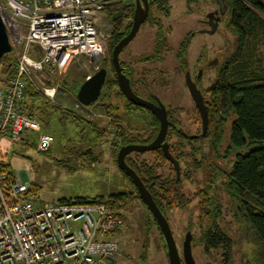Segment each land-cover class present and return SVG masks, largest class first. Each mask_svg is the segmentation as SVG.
<instances>
[{
    "label": "trees",
    "instance_id": "obj_1",
    "mask_svg": "<svg viewBox=\"0 0 264 264\" xmlns=\"http://www.w3.org/2000/svg\"><path fill=\"white\" fill-rule=\"evenodd\" d=\"M225 2L230 8V28L236 37V49L226 57L221 56L213 81L202 89L209 115L206 135L201 136L202 119L196 108L194 122L199 126V135L190 134L180 127V121L172 120L166 140L170 152L180 162V178L161 149L131 153L126 157V162L140 176L166 217L175 210L190 209L197 201V221L190 222L185 232L191 231L193 234L197 227L199 233L193 238L205 242L207 250L222 246L230 255L234 254V245H237L243 252L241 264H264V0ZM119 9L114 3L108 14L114 23V39L108 44V57L100 64L105 68L113 66L112 51L125 34L121 31L124 20L132 15V10L124 8L119 16ZM180 61L183 63L184 60ZM13 63L12 53L0 60V72L5 75L0 87L14 74ZM163 83L166 84L165 81ZM60 86L70 95L73 94L78 102L76 94L80 86H71L64 78ZM120 98L123 95L118 91L116 78L108 77L97 102L113 121L110 126L115 131L108 133L99 128L96 122L49 100L30 83L21 111L26 116L36 118L42 124L43 131L47 132V127L54 136V143L47 151L36 153L48 155L69 174L89 170L98 163L101 157L97 149L101 144L108 141L117 144L112 152L114 165L122 174L117 192L62 197L54 201L104 203L115 211L142 204L145 231L150 235V225L157 223L149 208L143 204L133 181L119 168L117 155L125 145L151 143L159 132V121L151 120L150 130L125 123V115L135 113L119 112L117 116L114 111L118 110ZM130 105L132 103L129 102ZM133 109L139 111L138 107ZM177 110L179 108H173V111ZM37 137L38 134H28L23 147L13 146L8 141L1 142L0 176L5 178L0 183L3 189L6 190L10 180L18 175L6 161L9 150L15 156L24 155L29 149L36 151ZM58 151L62 152V156H57ZM40 191V185L30 183L25 197L35 199ZM123 222L129 224L128 214L123 217ZM235 224L238 226V238L229 235ZM157 229L167 255L164 237L158 226ZM232 262L231 257L229 263Z\"/></svg>",
    "mask_w": 264,
    "mask_h": 264
},
{
    "label": "built area",
    "instance_id": "obj_2",
    "mask_svg": "<svg viewBox=\"0 0 264 264\" xmlns=\"http://www.w3.org/2000/svg\"><path fill=\"white\" fill-rule=\"evenodd\" d=\"M104 7L105 0H0L14 56V74L0 87V144L23 147L28 134H38L37 152L52 146L54 136L21 111L28 84L54 101L52 74L79 57L101 64L107 42L97 24ZM92 108L75 104L81 112ZM29 186L20 174L6 190L0 183V264H129L120 242L127 210L52 199L36 204L25 197Z\"/></svg>",
    "mask_w": 264,
    "mask_h": 264
},
{
    "label": "rangeland",
    "instance_id": "obj_3",
    "mask_svg": "<svg viewBox=\"0 0 264 264\" xmlns=\"http://www.w3.org/2000/svg\"><path fill=\"white\" fill-rule=\"evenodd\" d=\"M169 1L171 17L170 20L166 21L165 25L172 29V31L167 34L166 40L167 45L171 50H169L168 47L165 48L166 51L164 52V58L166 63L164 65L161 63L155 66L157 69L164 70L165 76L163 81H165L168 87L156 88L157 91L161 92L160 95L156 94L159 96L157 97L158 100H161L168 106L171 105L172 107L184 108V110H179L177 114L178 119H180L178 121H180L182 125L180 127L190 134L199 135V126L194 122L196 120L194 101L191 97L188 86L185 85L184 72L176 70L178 68L177 63L175 62L184 38L191 31H196L199 23L195 21L194 14L191 16L186 13L185 7L181 10V6L184 4L182 2L183 0ZM178 10H180V12ZM103 14L104 16L99 20L97 25L101 32L102 39L107 42L106 45L108 47L111 36L113 35L114 23L108 14H105L104 12ZM180 16H182V18ZM128 19L130 18L124 20L121 31H123L127 25ZM225 29L226 28L222 26L219 32L215 35L198 34L196 38H193L191 41V46L188 51L189 69L193 76L191 78L198 82V84L199 81L195 79V74H197L196 71L198 70L197 59H199V56L203 55L204 50H207L208 57L214 56L215 54H220L221 56L226 57L236 49V37L234 36V33L232 32L231 34L230 32L225 31ZM152 31L153 30H151V34L153 36L154 33H156V30L154 32ZM147 37H150V33L147 34ZM137 39H139V36ZM137 39L129 45V49L132 51V56H135L136 58L141 54H148L153 50L150 40L145 41L144 38L140 40ZM106 57H108L107 49L105 53V58ZM208 57L204 58L203 61L209 59ZM78 60H75L65 72H57L50 76V84H55L59 90V93L53 102L59 104L66 110H73L86 119L96 122L99 128L108 133L112 130L110 123L113 121H111L112 119L106 114L104 107H102L101 104L96 103L92 108V112L88 110L83 112L76 110L75 104L77 101H75L74 95H70L67 90L65 91L60 86V81L64 78L67 79L69 85L78 88L89 75L94 74L95 71L102 67L96 63H91L88 58L79 57ZM172 64H174L173 69H175V71H170ZM200 71L201 70L198 71V77L201 76L199 75ZM204 74L202 76L204 77L203 82L200 84V86L203 87L201 89H206L208 87L210 82L213 81L216 71L209 70V73L205 71ZM4 78V73L0 72V81ZM149 92H153V90L151 89ZM116 110L117 109H115L114 113L118 116ZM145 115H125L126 120H124V122L131 123L139 129L150 130L152 128L151 120L145 119ZM48 130L49 128L46 127L47 132ZM110 136L111 135H109V138ZM6 143H2V145H5ZM110 146L111 142L109 141L101 144V147L97 149V153L100 155L101 160L92 165L89 170H80L78 173L73 174L63 171L48 155L36 153L37 151L31 149L25 151L24 155L20 156L12 155L11 150H9L6 161L10 164L15 174H20L25 182L36 183L41 186V191L33 200L36 204L46 202L48 199L59 200L62 197L108 195L117 192V189L122 182V174L114 165V156L112 154L113 149L111 148L112 146ZM57 156H62V152L58 151ZM77 162L78 160L76 159L75 163ZM196 205L197 201L194 205L190 206V209L175 210L169 216L176 243L179 245L178 249H181L182 241L187 235L185 232L186 227L190 225V222L197 221L195 217L198 213ZM126 209L129 215V222L130 224H133L135 228L132 235L125 238V243L122 244L120 239L129 264H137L136 259H139V262H144V264H169L162 239L156 229H153L155 232L152 231L150 235L151 245L146 252L147 257H142L145 255L142 248L143 241L141 236L145 233L144 207L142 204H138L137 206H127ZM194 230V235H196L195 233H199L197 227H195ZM134 235L136 236V239ZM229 235L232 238L239 237L238 226L236 224L229 232ZM239 248V246L234 245V259L232 264H241V261L243 260V252L240 251ZM192 253L194 258L197 259L198 264H225L221 257V250H214L209 254H205L203 248L197 246V242H193Z\"/></svg>",
    "mask_w": 264,
    "mask_h": 264
},
{
    "label": "flooded vegetation",
    "instance_id": "obj_4",
    "mask_svg": "<svg viewBox=\"0 0 264 264\" xmlns=\"http://www.w3.org/2000/svg\"><path fill=\"white\" fill-rule=\"evenodd\" d=\"M149 2V13L148 16L146 18V20L144 21V23L141 25L138 33L136 34V36L133 38V40L131 42H134L137 37L139 36L140 40L142 38L146 40H150V42L152 43L153 46V50L150 51L148 54H141L138 57L135 58V56H132V51L129 49V45L131 44V42L121 51L119 59H120V63L121 66L123 68V73L130 79L131 82V86L133 88V90L135 91V93L137 95H139L141 98L152 102L154 104H158L159 102L164 105L166 107V111L168 114V119L170 120V126L169 129L172 125V120H180L177 117L178 111L179 110H184V108L182 107H175V108H179V110L177 111H173V108L171 105H167L166 103L162 102L161 100L159 101L157 97H159L157 94L160 95V91H157L158 87L160 88H164V87H168L167 84H164L163 82V77L165 76V72L164 70H160L155 68V66L157 64H161L163 63V65L166 63L165 61V54L164 52L166 51L165 48L168 47L167 45V34L170 33L172 31L171 28L166 27V21L170 20L171 17V7H170V1L167 0V2L165 0H148ZM184 4L181 6V10L183 9V7L186 8V13L190 14L191 16L194 14L195 15V21L198 22V29L195 31H191L190 33H188V35L184 38L183 42L181 43L180 46V51L176 56V63H177V68L176 70L178 71H183L184 72V82L185 85L187 86V82H186V73L189 72L191 77V71L189 69V62H188V51L189 48L191 46V41L193 38H196V36L198 34H204V35H215L219 32L220 28L222 26H224L226 29L225 31L230 32L232 34V29L230 28L231 26V13H230V8L227 6L225 0H183L182 1ZM116 3L118 5L119 9L118 11V15L121 16L122 15V10L124 8H127L129 10H132L131 12V19H129L126 23L127 25L125 26L124 30L122 31L124 34L123 38L129 33V31L131 30V27L133 25V16L135 13V10L138 6V4L140 3L141 8H143V11L145 10V3L144 0H105V7H104V13L105 14H109L112 8V5ZM180 12V10H178ZM197 14V15H196ZM182 18V16H180ZM149 26V27H148ZM213 27L215 28V32L214 33H210L213 30ZM144 28V30H143ZM156 30V33H154V35L152 36L151 34V30H153L152 32H154ZM141 30H142V34H141ZM150 33V37H147V34ZM113 35L111 36L110 39V43L112 42V40L114 38H112ZM152 39V40H151ZM226 42V40H225ZM169 50H171L170 47H168ZM208 54H207V50H204L203 55L199 56V59H197L198 62V70L196 71L198 74V71L201 70V76L198 77L197 74H195V79L199 81L196 82L195 80H193L196 84L197 87L202 91V93L204 94V90H202L200 88V84H202L203 82V74L205 71H207L209 73V70H214L216 71L218 65L220 64V58L221 55L220 54H215L214 56L208 57L209 59H206V61H203L204 58H207ZM180 60H184L183 63ZM214 61H216L215 64ZM174 64L171 65L170 67V71L173 70L175 71V69H173ZM112 67H109V75L108 77H115L116 78V74L115 72L112 71ZM114 70V69H113ZM200 75V74H199ZM205 75V74H204ZM117 80V79H116ZM108 81V78H107ZM106 81V83H107ZM105 83V84H106ZM159 83V85H158ZM157 88V89H156ZM153 90V92H149L150 90ZM118 91L123 95V93L119 90L118 87ZM157 93V94H156ZM102 96V95H101ZM120 103L118 105V110H116L118 113L119 112H134L135 114H143L146 116L145 119L147 120H158V118L148 109L145 108H141L139 106H136L134 104L128 106L129 101L125 98V96L123 95V98L119 99ZM131 103V102H130ZM134 107H138L139 111L134 110ZM196 105L194 103V109H196ZM120 109V110H119ZM198 110V109H197ZM106 112V110H105ZM130 115V113L128 114ZM131 116V115H130ZM168 135H169V131H168ZM167 135V137H168ZM166 137V140H167ZM152 152V151H151ZM162 212V211H161ZM152 214V213H151ZM166 217V216H165ZM152 218L155 220L153 214H152ZM170 223L171 226V220L170 217H166ZM152 219V220H153ZM155 223L156 220H155ZM157 224H154L152 222V224L150 225L149 228H151V232L153 231V229L157 230ZM172 229V226H171ZM135 231L134 225L133 224H129L127 225L125 231L122 234L121 237V241L122 244L125 243V238H128L132 235V233ZM155 232V231H153ZM159 232V231H158ZM188 231H186L187 233ZM146 233V234H145ZM145 233L142 236V248L144 251V254L148 251L149 246L151 245V234L147 235V232L145 231ZM196 235L194 237L197 236V233H195ZM194 235V234H193ZM135 236V235H134ZM136 239V236H135ZM130 240V239H129ZM133 241V240H131ZM130 241V242H131ZM184 241V239H183ZM183 241H182V245H183ZM193 242H197V246H201L203 248V252L205 254H209L211 251H214L215 249H210L207 250L205 248V242H200L198 240H196V238H193ZM181 245V249L179 248V253L181 256V260L182 263L185 264V261L183 259V247ZM179 247V245H178ZM217 251L221 250V257L223 258V261L225 264H230L229 263V259L232 257V261L234 259V254L231 253L230 255H228L227 251L225 250L224 247H220L218 249H216ZM233 255V256H232ZM131 257V256H130ZM143 258H146V255L142 256ZM196 263L198 264L197 259ZM136 263L137 264H144V262L140 261L139 259H136Z\"/></svg>",
    "mask_w": 264,
    "mask_h": 264
},
{
    "label": "water",
    "instance_id": "obj_5",
    "mask_svg": "<svg viewBox=\"0 0 264 264\" xmlns=\"http://www.w3.org/2000/svg\"><path fill=\"white\" fill-rule=\"evenodd\" d=\"M144 3L145 10L143 11V8H141V5L139 3L133 16V25L131 27V30L114 47L112 51V64L114 72L116 74L119 90L123 93V95L129 102L141 108L150 110L158 118L159 132L156 138L149 144H129L121 147L117 155V162L119 168L124 171L126 175L133 181L140 194L143 204L146 205L149 208L150 212L153 214L167 246V256L169 264H183L178 245L176 243L168 219L155 203L152 194L149 192L140 176L126 162V157L131 153H145L161 149L169 162L174 165L178 179L181 176L180 162L170 152V145L166 141L170 126V120L168 119L166 107L160 102L158 104L149 102L135 93L131 86L130 79L122 72L123 68L119 59L121 51L133 40V38L138 33L141 25L144 23L148 16L149 2L148 0H144ZM214 32L215 28L213 27V30L210 33L212 34ZM11 51L12 45L10 43L8 32L3 23L0 12V60L4 55L11 53ZM215 63L216 61H214L213 64ZM201 73L202 72L200 71V75ZM108 75L109 68L105 67H100L97 71L94 72V74L89 75L81 84L76 94V99L84 106H92L93 104L97 103L102 95L103 87L107 81ZM186 82L191 97L202 119L201 136H205L209 125V115L207 107L205 105L203 93L197 87V84L192 80L189 72L186 73ZM192 245L193 234L191 231H188L183 242V259L185 261V264H197L192 253Z\"/></svg>",
    "mask_w": 264,
    "mask_h": 264
},
{
    "label": "crops",
    "instance_id": "obj_6",
    "mask_svg": "<svg viewBox=\"0 0 264 264\" xmlns=\"http://www.w3.org/2000/svg\"><path fill=\"white\" fill-rule=\"evenodd\" d=\"M103 16H104V14H103ZM103 16H102V17H103Z\"/></svg>",
    "mask_w": 264,
    "mask_h": 264
}]
</instances>
